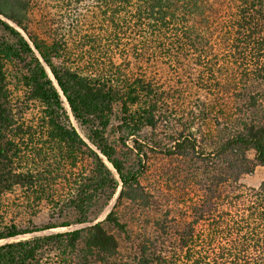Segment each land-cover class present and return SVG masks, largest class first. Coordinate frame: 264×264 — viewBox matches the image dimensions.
<instances>
[{"label": "trees", "instance_id": "16d2710c", "mask_svg": "<svg viewBox=\"0 0 264 264\" xmlns=\"http://www.w3.org/2000/svg\"><path fill=\"white\" fill-rule=\"evenodd\" d=\"M258 166L264 0H0V264H264Z\"/></svg>", "mask_w": 264, "mask_h": 264}, {"label": "rangeland", "instance_id": "374dc122", "mask_svg": "<svg viewBox=\"0 0 264 264\" xmlns=\"http://www.w3.org/2000/svg\"><path fill=\"white\" fill-rule=\"evenodd\" d=\"M21 32V31H20ZM22 33V32H21ZM192 92H189V94H191ZM75 126V124H74ZM127 156H125L126 158ZM165 163H163L160 159L158 158H152L150 160V163H149V176L147 178L148 180V184H152L153 180L158 178V176L160 175V171L162 170L161 167L164 165ZM264 179V168L258 166L254 173L250 176H246L242 179V183L244 185H246V187H256L262 180ZM146 184V182H145ZM9 201L11 202L12 201V196H10V199ZM113 204H114V200L109 204V206L107 207V209L105 210L104 214H103V217L104 215L111 210V208L113 207ZM103 218L101 219H97L96 222L102 220ZM72 229V228H71ZM56 232V231H55ZM47 233H50V232H47ZM41 234V233H40ZM39 235V234H37ZM30 236H21L20 238H18V240L20 239H25V238H28ZM17 240V239H16ZM15 240V241H16ZM14 241V240H13ZM10 242V241H8ZM6 243V242H5ZM3 244V243H1Z\"/></svg>", "mask_w": 264, "mask_h": 264}, {"label": "bare ground", "instance_id": "6f19581e", "mask_svg": "<svg viewBox=\"0 0 264 264\" xmlns=\"http://www.w3.org/2000/svg\"><path fill=\"white\" fill-rule=\"evenodd\" d=\"M20 31V30H19ZM18 238H20V237H16V238H14V239H11V240H4V241H0V243H4V242H8V241H12V240H18Z\"/></svg>", "mask_w": 264, "mask_h": 264}, {"label": "water", "instance_id": "95a60500", "mask_svg": "<svg viewBox=\"0 0 264 264\" xmlns=\"http://www.w3.org/2000/svg\"><path fill=\"white\" fill-rule=\"evenodd\" d=\"M19 29V28H18ZM20 30V29H19ZM21 31V30H20ZM22 32V31H21ZM22 34L24 35V33L22 32ZM25 36V35H24ZM64 99V98H63ZM65 100V99H64Z\"/></svg>", "mask_w": 264, "mask_h": 264}]
</instances>
